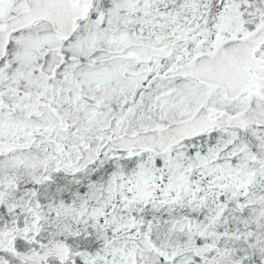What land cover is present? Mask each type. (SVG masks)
Here are the masks:
<instances>
[{
	"label": "snow or ice",
	"instance_id": "1",
	"mask_svg": "<svg viewBox=\"0 0 264 264\" xmlns=\"http://www.w3.org/2000/svg\"><path fill=\"white\" fill-rule=\"evenodd\" d=\"M0 264H264V0H0Z\"/></svg>",
	"mask_w": 264,
	"mask_h": 264
}]
</instances>
